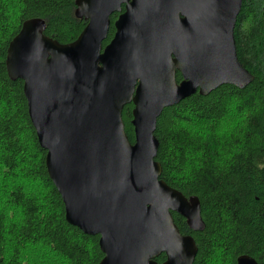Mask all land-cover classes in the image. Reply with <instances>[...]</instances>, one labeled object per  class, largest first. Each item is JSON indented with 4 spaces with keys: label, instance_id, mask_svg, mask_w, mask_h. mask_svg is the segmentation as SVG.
<instances>
[{
    "label": "water",
    "instance_id": "water-1",
    "mask_svg": "<svg viewBox=\"0 0 264 264\" xmlns=\"http://www.w3.org/2000/svg\"><path fill=\"white\" fill-rule=\"evenodd\" d=\"M241 2L75 0L87 22L72 41L45 35L39 17L25 19L9 40L7 73L23 81L65 218L99 236L98 264H192L197 245L172 213L201 230L200 206L159 177L154 130L164 107L253 79L236 53ZM114 12L113 35L102 46ZM127 103L133 142L122 119ZM236 264L257 261L243 253Z\"/></svg>",
    "mask_w": 264,
    "mask_h": 264
},
{
    "label": "trees",
    "instance_id": "trees-1",
    "mask_svg": "<svg viewBox=\"0 0 264 264\" xmlns=\"http://www.w3.org/2000/svg\"><path fill=\"white\" fill-rule=\"evenodd\" d=\"M75 9V0H0V264H98L103 256L99 236L65 218L23 81L5 67L8 42L25 19L39 17L41 31L64 43L86 23ZM115 17L110 15L103 45ZM234 39L253 79L242 88L221 84L205 95L196 91L164 107L154 130L159 177L200 206L201 230L172 213L179 231L197 245L192 264H236L243 253L264 264V0H242ZM132 106L122 109L131 142ZM155 259L161 262L165 254Z\"/></svg>",
    "mask_w": 264,
    "mask_h": 264
},
{
    "label": "flooded vegetation",
    "instance_id": "flooded-vegetation-1",
    "mask_svg": "<svg viewBox=\"0 0 264 264\" xmlns=\"http://www.w3.org/2000/svg\"><path fill=\"white\" fill-rule=\"evenodd\" d=\"M75 5H76V3H75ZM115 13H116V12H115ZM117 14H118V13H116V17H117ZM82 17H83V16H82ZM116 17H115V18H116ZM85 19H86V18H85ZM113 21H114V20H113ZM86 22H87V19H86ZM108 27H109V26H108ZM102 41H103V40H102ZM104 45H105V44H104ZM102 46H103V44H102ZM123 107H124V106H123ZM130 119H131V118H130Z\"/></svg>",
    "mask_w": 264,
    "mask_h": 264
}]
</instances>
